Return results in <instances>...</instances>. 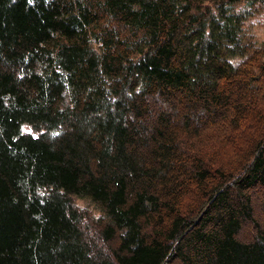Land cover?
<instances>
[{
  "label": "trees",
  "instance_id": "trees-1",
  "mask_svg": "<svg viewBox=\"0 0 264 264\" xmlns=\"http://www.w3.org/2000/svg\"><path fill=\"white\" fill-rule=\"evenodd\" d=\"M263 5L0 0V264H264Z\"/></svg>",
  "mask_w": 264,
  "mask_h": 264
},
{
  "label": "rangeland",
  "instance_id": "rangeland-1",
  "mask_svg": "<svg viewBox=\"0 0 264 264\" xmlns=\"http://www.w3.org/2000/svg\"><path fill=\"white\" fill-rule=\"evenodd\" d=\"M245 24L250 35L258 42L264 41V5L260 7L254 16L249 18ZM22 131L32 133V130L26 125L22 126ZM72 202L75 207L86 212L89 216L94 218L100 216L98 209L88 199L74 196L72 197ZM256 206H258V204H256ZM256 211L257 213H261L259 218L264 222V209L257 210L256 207Z\"/></svg>",
  "mask_w": 264,
  "mask_h": 264
}]
</instances>
